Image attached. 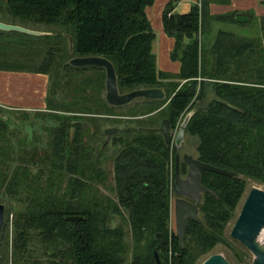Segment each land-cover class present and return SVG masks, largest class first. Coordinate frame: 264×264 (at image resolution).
<instances>
[{"label":"trees","instance_id":"1","mask_svg":"<svg viewBox=\"0 0 264 264\" xmlns=\"http://www.w3.org/2000/svg\"><path fill=\"white\" fill-rule=\"evenodd\" d=\"M154 1L0 0L1 22L41 32L42 26L64 31L55 36L0 31V71L49 75L56 54L62 52L59 39L68 41L70 35L74 53L68 47L69 61L88 56L110 60L121 93L163 88L167 94L164 101L137 100L147 108L131 116L140 125L126 131L128 138H114L115 145L122 146L113 160L115 202L103 205L98 200L94 184L105 180L102 158L108 142L94 148L95 132L85 118L118 122L114 113L120 108L105 100L94 109L76 102L97 100L86 94L89 87L97 92L96 79L75 83L76 101L72 109H56L63 114L55 113L58 126L47 129L46 147L0 149V200L5 197L22 206L14 212L13 264H157L156 251L162 264H196L223 242L247 182L264 185V17L262 37L221 30L205 49L200 37L213 22L237 23L238 13L210 12L212 4L229 5L231 0H200L186 14H173L170 3L162 20L166 35L175 40L171 59L181 64L180 72L173 74L158 69L153 52L156 34L146 11ZM69 61L66 67L71 70H101L106 78L104 69L75 68ZM49 93L50 86L47 109L53 107ZM194 108L198 111L186 136L197 141L195 157L237 177L200 171L202 185L212 194L203 195L202 224L189 223L181 247L176 228L171 230L173 152L156 119L168 120L176 131ZM8 129L9 122L0 118V142ZM115 215L124 219L127 229L110 226ZM71 216L82 217L79 226L67 220ZM37 246L46 260L36 254Z\"/></svg>","mask_w":264,"mask_h":264},{"label":"rangeland","instance_id":"2","mask_svg":"<svg viewBox=\"0 0 264 264\" xmlns=\"http://www.w3.org/2000/svg\"><path fill=\"white\" fill-rule=\"evenodd\" d=\"M40 30L45 31L44 33L47 35L55 36L56 33H63L62 29L53 26V27H40ZM218 30H224L227 32H232L241 36H247L251 38H258L261 35L260 23L258 22V18L252 13L251 21L244 24L237 23H214L212 30L208 34L207 40L211 42L213 40L211 37L215 39L216 33ZM41 32V31H40ZM155 34H158V31H155ZM62 52L56 54V58L54 60V66L49 69L50 78V93L49 99L52 102L53 107L51 109H43V110H26L23 108H5V110L0 109V118H4L9 122V129L7 131V138L4 142H0V149L7 145L8 148H12L16 152L21 151V149H29L32 146L46 147L49 134L47 129L55 128L58 126V122L54 118L55 113L63 114L57 110H68V106H71L74 100V96H76L77 89L75 88V83H80L83 85V82H89L91 79L97 80V92L94 94L93 89L89 87L87 90L88 95L97 96V100H84V101H76L77 104H80L84 108H95L96 102L104 103L105 100V77L104 71L101 70H89V71H75L66 67L67 62L70 57L67 49L69 47V43L67 40L60 38ZM158 42L156 43L157 46ZM40 62V61H39ZM89 79V80H88ZM79 81V82H78ZM90 83V82H89ZM2 107V106H0ZM72 109V106H71ZM147 110L146 104L143 102H134L130 105V107L120 108L115 111V117L121 120L118 122L114 120H107L101 118H85L86 121H89L92 129L91 132L94 133V137H92V145L94 148L99 147L108 142L105 146V152L102 158V167L105 171V180L101 183H95L94 188L97 189L98 192V200L105 205L109 200L117 201L116 197V188L114 182V168H113V160L116 153L122 148L121 145H115V137L116 138H128L126 136V131L129 129H134L138 127L140 124L136 120H132L131 116L136 113H142ZM73 111H80L75 108ZM84 111V110H83ZM93 112H98V110H93ZM65 114V113H64ZM66 115V114H65ZM71 115V114H69ZM145 118V117H141ZM146 120V118H145ZM156 126L161 128L162 123L159 121V117L156 119ZM93 125V126H92ZM110 128H117L118 132L112 134L108 137L105 134V131ZM179 128V127H178ZM177 128V130H178ZM175 131V135L177 133ZM108 140V141H107ZM174 138L171 141V147L173 155L177 153L175 148ZM197 146V141L192 137L186 136L185 142L181 148L180 154H189L195 156V149ZM22 147V148H21ZM172 155L171 162V171L173 174V165H174V156ZM2 156H0V163L2 160ZM253 187H259L264 189V185H260L258 183H254L253 181L247 182V189L245 194L238 206V209L234 215L233 220L228 224L224 232L223 242L218 244L213 250H211L208 254L200 257L196 264H203L208 258L213 255L219 254L226 257V259L231 264H253L254 256L253 254L241 243L236 241L231 237L232 229L240 215V212L243 208V205ZM0 203L4 204L6 207V220L3 229V235L0 243V264H13L14 259V238H15V229L13 226L14 222V212L17 210H21L22 206L17 204L16 201H12L8 198L1 199ZM173 206V201H172ZM172 220H171V230L175 231V218L172 212ZM111 227H124L125 221L121 216H112L110 221ZM127 229V227L125 226ZM264 232L260 238V241L264 238ZM262 240V241H263ZM35 252L37 255H42V249L40 246L35 248ZM42 259L46 260V257L43 255L40 256Z\"/></svg>","mask_w":264,"mask_h":264},{"label":"water","instance_id":"3","mask_svg":"<svg viewBox=\"0 0 264 264\" xmlns=\"http://www.w3.org/2000/svg\"><path fill=\"white\" fill-rule=\"evenodd\" d=\"M250 17L244 13H238L236 21L238 23L250 22ZM0 31L5 32H20L24 34L42 36L44 32L30 30L18 25L7 24L0 21ZM69 41V52L74 53V39L70 35H66ZM69 64L75 68L96 67L105 70V101L115 108H122L131 105L137 100H152L164 101L167 94L163 88H140L127 93H121L118 84V76L113 63L99 56L75 57L69 61ZM198 111V108L192 109L186 114L180 124L177 133L170 129L168 120H164L159 129L166 143L169 145L170 138H174V143L177 149H181L186 138L187 126ZM118 132L117 128H110L105 131V134L110 137ZM183 162L189 167V173L186 179L180 177V155H176V177L174 193L177 196L174 204V216L176 233L179 238L181 247H184L186 230L191 221L202 224L199 213V204L201 203L202 195L212 192L201 183V170H206L212 173H217L227 177H237V174L221 169L206 163L201 162L193 155L185 154ZM191 199L193 202L184 199ZM6 220V207L0 203V243L3 234V229ZM79 226L82 217L71 216L67 218ZM264 232V189L253 187L243 205L240 215L232 229L231 237L245 246L254 256L253 264H264V241L260 238ZM157 264H162L158 252H155ZM203 264H231L223 255H213L208 258Z\"/></svg>","mask_w":264,"mask_h":264},{"label":"crops","instance_id":"4","mask_svg":"<svg viewBox=\"0 0 264 264\" xmlns=\"http://www.w3.org/2000/svg\"><path fill=\"white\" fill-rule=\"evenodd\" d=\"M199 2L200 0H155L154 4L147 8L146 12L152 28L158 31L153 45V52L157 57L158 69L160 71L178 74L181 69L180 62H174L171 59L175 40L168 37L164 31L162 16L165 8L170 3H173V14H186ZM210 12L214 16L244 13L250 19L252 18V13H254L260 23L261 18L264 17V0H231L229 5L212 4ZM214 23L216 22H213L207 33L200 37V41L205 49L213 45L218 32L221 31H217L215 39L211 37L213 39L211 42L207 40V36L212 30ZM237 24L241 23L237 22ZM260 37H262V32L258 38ZM49 86L50 78L45 74L0 71V106L5 108H23L26 110L47 109Z\"/></svg>","mask_w":264,"mask_h":264},{"label":"flooded vegetation","instance_id":"5","mask_svg":"<svg viewBox=\"0 0 264 264\" xmlns=\"http://www.w3.org/2000/svg\"><path fill=\"white\" fill-rule=\"evenodd\" d=\"M175 146V145H174ZM175 148H176V146H175ZM176 151H177V153H175L173 156V158H174V165H173V177H174V182H173V197H172V201H173V206H172V212H173V215H174V204H175V200L177 199V196L175 195V193H174V189H175V177H176V155L177 154H179L180 155V177L182 178V179H186V177H187V175H188V173H189V167L183 162V156L185 155V154H183V155H181L180 154V151H181V149H177L176 148ZM195 157V156H194ZM186 166V171L184 172V170H183V166ZM202 197H203V195H202ZM184 199H187V200H189V201H191V202H193L191 199H189V198H186V197H183ZM174 218H175V216H174Z\"/></svg>","mask_w":264,"mask_h":264},{"label":"bare ground","instance_id":"6","mask_svg":"<svg viewBox=\"0 0 264 264\" xmlns=\"http://www.w3.org/2000/svg\"><path fill=\"white\" fill-rule=\"evenodd\" d=\"M263 238H264V236H263ZM262 240H263V239H262ZM262 240H261V242H263V241H264V240H263V241H262Z\"/></svg>","mask_w":264,"mask_h":264}]
</instances>
